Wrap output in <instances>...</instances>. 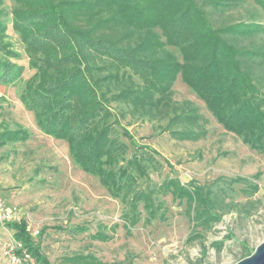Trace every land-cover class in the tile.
Returning a JSON list of instances; mask_svg holds the SVG:
<instances>
[{
  "label": "trees",
  "instance_id": "trees-1",
  "mask_svg": "<svg viewBox=\"0 0 264 264\" xmlns=\"http://www.w3.org/2000/svg\"><path fill=\"white\" fill-rule=\"evenodd\" d=\"M9 2L0 0V84L21 79L25 67L18 61L24 55L34 71L21 89V102L33 112L37 127L64 140L72 161L123 204L126 228L142 219L147 224L165 220L169 194L184 203L193 224L188 240L203 237L201 231L220 221L222 201L194 181L168 176L154 182L151 174L160 173L164 162L127 127L139 119L178 141L204 137L205 119L197 106L173 97L179 78L225 131L264 156V0ZM242 6L244 12L223 20L225 11ZM28 137L24 127L11 129L0 121V147ZM230 182L247 184L249 194L258 190L247 178ZM5 225L19 244L17 257L51 264L24 220ZM103 228L99 224L91 236L106 239ZM71 230L80 233L86 227ZM223 243L213 242L218 248ZM94 260L90 255L69 258L76 264Z\"/></svg>",
  "mask_w": 264,
  "mask_h": 264
},
{
  "label": "rangeland",
  "instance_id": "rangeland-1",
  "mask_svg": "<svg viewBox=\"0 0 264 264\" xmlns=\"http://www.w3.org/2000/svg\"><path fill=\"white\" fill-rule=\"evenodd\" d=\"M242 12L244 6L225 11L222 17L226 22V15ZM7 33L21 50L10 25ZM18 62L25 67L21 79L0 84V121L11 129L24 127L29 137L0 147V199L19 210L33 241L51 264H76L69 261L76 255L95 258L94 263L81 264H235L264 241V156L225 131L179 78L173 85V97L197 106L205 119L204 137L178 141L167 132L159 133L155 123L139 119L127 128L139 143L156 149L164 162L160 173L151 174L154 182L168 176H176L182 183L194 181L210 188L212 196L222 201L220 221L211 230L201 231L203 237L192 240L188 237L193 224L184 212V203L169 194L164 197L165 220L147 224L142 219L132 228L124 226L123 204L72 161L64 140L37 127L33 112L19 98L34 70L28 69L24 55ZM127 120L129 117L123 123ZM235 177L257 183V192L249 194L247 184L230 182ZM99 224L104 226L106 239L91 236ZM76 225H84L86 230L75 233L71 229ZM12 233L0 224V264H17L13 256L18 264H33L32 259L14 254L18 246ZM221 239L224 243L218 248L213 242Z\"/></svg>",
  "mask_w": 264,
  "mask_h": 264
},
{
  "label": "built area",
  "instance_id": "built-area-1",
  "mask_svg": "<svg viewBox=\"0 0 264 264\" xmlns=\"http://www.w3.org/2000/svg\"><path fill=\"white\" fill-rule=\"evenodd\" d=\"M19 220V210L15 206L7 205L0 199V224ZM16 246H19V244L16 243ZM25 256L28 257L27 255ZM13 261L18 264L19 259L13 256Z\"/></svg>",
  "mask_w": 264,
  "mask_h": 264
},
{
  "label": "water",
  "instance_id": "water-1",
  "mask_svg": "<svg viewBox=\"0 0 264 264\" xmlns=\"http://www.w3.org/2000/svg\"><path fill=\"white\" fill-rule=\"evenodd\" d=\"M235 264H264V241L259 243L252 253L241 258Z\"/></svg>",
  "mask_w": 264,
  "mask_h": 264
}]
</instances>
